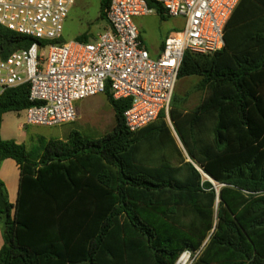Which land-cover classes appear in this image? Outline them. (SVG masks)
Instances as JSON below:
<instances>
[{
    "label": "trees",
    "instance_id": "16d2710c",
    "mask_svg": "<svg viewBox=\"0 0 264 264\" xmlns=\"http://www.w3.org/2000/svg\"><path fill=\"white\" fill-rule=\"evenodd\" d=\"M225 40L213 55L185 54L179 80L199 79L200 102L189 109V94L174 93L168 118L139 132L125 124L130 100L107 88L116 124L102 137L74 130L34 152L0 133V165L13 159L21 171L15 208L0 180V264H176L185 253L192 264H264V0L241 1ZM34 42L65 41L0 25L3 59ZM32 105L28 84L6 89L0 130L5 114Z\"/></svg>",
    "mask_w": 264,
    "mask_h": 264
},
{
    "label": "built area",
    "instance_id": "2783aa9c",
    "mask_svg": "<svg viewBox=\"0 0 264 264\" xmlns=\"http://www.w3.org/2000/svg\"><path fill=\"white\" fill-rule=\"evenodd\" d=\"M184 28L166 38L160 56L143 42L137 17L153 13L146 0H111L108 27L97 38L56 45L34 42L30 48L0 55V95L29 85L31 107L24 126L55 127L77 120V103L104 94L128 99L125 124L139 132L168 118L185 54H215L225 46L228 21L242 0H154ZM76 0H0V25L51 42L62 39ZM178 264V263H176Z\"/></svg>",
    "mask_w": 264,
    "mask_h": 264
},
{
    "label": "rangeland",
    "instance_id": "374dc122",
    "mask_svg": "<svg viewBox=\"0 0 264 264\" xmlns=\"http://www.w3.org/2000/svg\"><path fill=\"white\" fill-rule=\"evenodd\" d=\"M101 1L102 0H76L64 25L62 39L65 42L73 41L83 35H87L89 40L95 39L105 31L107 21L100 18ZM140 18L141 28L143 27L148 33L153 30L160 37L172 34L174 31H180L184 28V21L182 19H163L155 10H153L152 14ZM198 81L199 79L196 77L184 78L179 80L177 88L175 89V94L177 95L182 96L184 94H189V109L194 108L200 102V94L192 90ZM77 104L80 106V112L77 109V120L73 123L62 124L55 127L24 126L25 129L22 131L20 126L24 125V114L12 113L6 119V121L10 123V130L7 131V134L17 136L18 139L22 136L24 137V133L22 134V132L29 133V135L32 132L33 135L40 134L47 138H57L61 136L67 137L70 132L77 130L82 132L83 135L89 136V138H99L115 128L114 108L110 104L106 94L86 98ZM89 107L93 109L87 110ZM27 141L30 150L34 152L38 151L40 148L38 142L32 141L30 138ZM177 143L184 151L182 144L178 140ZM184 154L186 155L185 152ZM187 254L189 258L186 264H192L195 255L191 253Z\"/></svg>",
    "mask_w": 264,
    "mask_h": 264
},
{
    "label": "crops",
    "instance_id": "0c3cea01",
    "mask_svg": "<svg viewBox=\"0 0 264 264\" xmlns=\"http://www.w3.org/2000/svg\"><path fill=\"white\" fill-rule=\"evenodd\" d=\"M106 21H107V19H106ZM135 21H136V24L138 23L137 25L141 31L143 42L145 43L147 49L150 51V53L153 57L157 58L161 54L164 41L171 34L160 37L153 30L149 31V33H148L143 27L141 28V18L140 17H137L135 19ZM107 27H108V21L106 22L105 29ZM78 103H80V102H78ZM77 108L80 112L79 104H77ZM89 109L91 110L93 108L89 107L87 110H89ZM12 113H14V112L7 113L3 117L2 129L0 130L1 137L3 139H6V140H8V139L16 140L18 144H24L29 151H32L29 149V145H27L28 144L27 140L29 138L32 141L38 142L39 147H40L42 140L48 141L51 139H66L68 137V135L70 134L69 133L67 135V137L61 136V137H57V138H47L45 136H41L40 134L33 135L32 132L30 133V135H29V133L27 134L26 132H22V134L24 133V137L22 136V137H20V139H18L17 136L7 134V131L10 130V125H9L10 123L8 121H6V119ZM20 129L23 131L25 129L24 125L23 126L21 125ZM20 178H21V171H20L19 166L16 164V161H14L13 159H7V160L2 162V164L0 165V180L3 182V184L7 190L8 199H9L8 202L11 205H13L14 208H15L16 202H18V198H19ZM14 208L12 209V213H15ZM3 244H4L3 229L0 225V249H2Z\"/></svg>",
    "mask_w": 264,
    "mask_h": 264
},
{
    "label": "water",
    "instance_id": "95a60500",
    "mask_svg": "<svg viewBox=\"0 0 264 264\" xmlns=\"http://www.w3.org/2000/svg\"><path fill=\"white\" fill-rule=\"evenodd\" d=\"M0 210L4 214L3 225H2V229L4 230V229H6V227L8 225L9 214H8V209H7V206H6V203H5V196H4V193H3V190H2V187L1 186H0ZM185 254H187V253H185ZM180 259L177 262H179Z\"/></svg>",
    "mask_w": 264,
    "mask_h": 264
},
{
    "label": "bare ground",
    "instance_id": "6f19581e",
    "mask_svg": "<svg viewBox=\"0 0 264 264\" xmlns=\"http://www.w3.org/2000/svg\"><path fill=\"white\" fill-rule=\"evenodd\" d=\"M188 256H189L188 254L182 256L178 264H186L189 258Z\"/></svg>",
    "mask_w": 264,
    "mask_h": 264
}]
</instances>
